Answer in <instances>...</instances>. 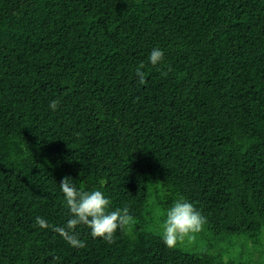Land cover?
Instances as JSON below:
<instances>
[{"label": "trees", "instance_id": "16d2710c", "mask_svg": "<svg viewBox=\"0 0 264 264\" xmlns=\"http://www.w3.org/2000/svg\"><path fill=\"white\" fill-rule=\"evenodd\" d=\"M66 176L131 230L36 225ZM180 198L206 223L169 248ZM0 264H264V0H0Z\"/></svg>", "mask_w": 264, "mask_h": 264}, {"label": "clouds", "instance_id": "9594fccd", "mask_svg": "<svg viewBox=\"0 0 264 264\" xmlns=\"http://www.w3.org/2000/svg\"><path fill=\"white\" fill-rule=\"evenodd\" d=\"M164 59L162 49L153 48L149 54V61L156 65ZM144 64L141 63L135 74L139 77V83L145 84V73L141 71ZM59 101L53 100L49 108L55 111ZM59 189L63 194L64 201L70 213L66 224L51 226L48 222L36 217L35 223L40 228H49L58 233L71 247L82 249L85 242L78 238L75 229L78 225H85L90 230L92 238H102L108 243L114 242V235L119 229L122 232L130 231L134 224V218L129 214V208L109 211L111 201L100 190H78L67 176L59 183ZM163 219L158 221L159 233L166 247L173 248L178 242L191 234L202 230L206 223L205 217L184 198L177 199L173 205L162 214Z\"/></svg>", "mask_w": 264, "mask_h": 264}]
</instances>
